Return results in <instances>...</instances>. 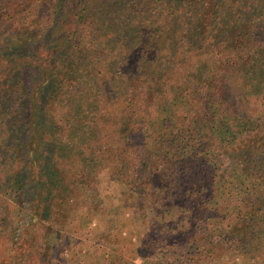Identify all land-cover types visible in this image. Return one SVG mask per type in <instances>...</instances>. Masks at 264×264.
I'll list each match as a JSON object with an SVG mask.
<instances>
[{
    "label": "trees",
    "instance_id": "obj_1",
    "mask_svg": "<svg viewBox=\"0 0 264 264\" xmlns=\"http://www.w3.org/2000/svg\"><path fill=\"white\" fill-rule=\"evenodd\" d=\"M0 164V264L50 262L103 174L158 226L106 261L264 264V0H0Z\"/></svg>",
    "mask_w": 264,
    "mask_h": 264
},
{
    "label": "rangeland",
    "instance_id": "obj_2",
    "mask_svg": "<svg viewBox=\"0 0 264 264\" xmlns=\"http://www.w3.org/2000/svg\"><path fill=\"white\" fill-rule=\"evenodd\" d=\"M100 180L101 183L97 184L98 191L96 196L98 198L95 200L97 202L88 205V211L85 207L80 206L78 209L79 214H76L77 217H82L81 213H86V217L84 216L86 221L84 227L79 228L81 222L75 217L68 220L66 225L67 231L59 237L57 247L51 252L47 260L50 262L46 264H113L114 262L112 263L110 260L106 261L105 258L111 253L108 245L115 248L118 246L123 249V252H127L130 248L143 242L147 238V234H157L156 230L158 226H152L154 222L151 221L152 219L149 220L152 217L149 210L145 209L146 211H142L143 208L139 204L136 205L137 202L134 201L122 202L118 196L117 186L108 183L105 174L100 176ZM34 216L35 213H26V216L21 217L19 225L25 226L28 223L27 219ZM168 220L166 218L165 222H168ZM148 224H150L152 229L149 230ZM18 229L23 230L24 228ZM18 234L19 231L10 238L12 240L9 244L10 246L5 240H0V253L3 255L0 256V259L8 255L5 260L8 261L14 255H18L16 250L20 251V249H17L20 245L31 251L28 244H22V240L24 242L28 241L27 237ZM152 238L153 243L150 244L155 245V247L158 246L157 242L159 240L156 241L158 235ZM39 240L37 239L35 242L38 247L40 246L38 245ZM11 246L14 251L10 253L8 250L7 252L6 249H10ZM36 251L35 249L33 250V252ZM233 257L229 254L228 256L222 255V259L226 263L232 262ZM199 258L202 260L200 263L208 264L206 255H202ZM195 261L198 264V255L195 256ZM133 264H141L140 259H136Z\"/></svg>",
    "mask_w": 264,
    "mask_h": 264
}]
</instances>
